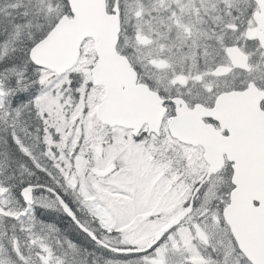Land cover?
<instances>
[{
	"label": "snow or ice",
	"instance_id": "snow-or-ice-1",
	"mask_svg": "<svg viewBox=\"0 0 264 264\" xmlns=\"http://www.w3.org/2000/svg\"><path fill=\"white\" fill-rule=\"evenodd\" d=\"M0 264H264V0H0Z\"/></svg>",
	"mask_w": 264,
	"mask_h": 264
}]
</instances>
